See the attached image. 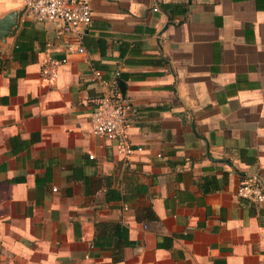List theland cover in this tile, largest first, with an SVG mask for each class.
I'll return each instance as SVG.
<instances>
[{"label":"crops","instance_id":"crops-1","mask_svg":"<svg viewBox=\"0 0 264 264\" xmlns=\"http://www.w3.org/2000/svg\"><path fill=\"white\" fill-rule=\"evenodd\" d=\"M85 1L56 40L0 0V264H264V200L235 196L264 193V0ZM105 93L138 113L126 160L90 132Z\"/></svg>","mask_w":264,"mask_h":264},{"label":"built area","instance_id":"built-area-1","mask_svg":"<svg viewBox=\"0 0 264 264\" xmlns=\"http://www.w3.org/2000/svg\"><path fill=\"white\" fill-rule=\"evenodd\" d=\"M32 19L50 22L54 27V38L61 40L69 33L80 36L90 27L91 13L85 0H20ZM155 11V9H153ZM66 45V43L64 42ZM49 46V44H47ZM68 53H83L82 47L71 49L66 45ZM66 58L56 59L46 57L39 68V76L52 82L58 77L59 68L64 65ZM117 75V74H115ZM100 81V72L93 70L89 81ZM137 110L124 96L114 93H105L94 101V106L89 114L90 132L102 136L114 144L115 154L126 160L135 152H140V147L132 146L127 136V129L137 121ZM157 157H160L157 155ZM91 159V156H88ZM239 199L253 203H261L264 193L259 187L241 183L235 190ZM122 210H126L122 206Z\"/></svg>","mask_w":264,"mask_h":264},{"label":"trees","instance_id":"trees-1","mask_svg":"<svg viewBox=\"0 0 264 264\" xmlns=\"http://www.w3.org/2000/svg\"><path fill=\"white\" fill-rule=\"evenodd\" d=\"M143 218L150 220V221H155V217L153 216L149 208L144 210ZM125 244L129 245V242L125 241Z\"/></svg>","mask_w":264,"mask_h":264},{"label":"water","instance_id":"water-1","mask_svg":"<svg viewBox=\"0 0 264 264\" xmlns=\"http://www.w3.org/2000/svg\"><path fill=\"white\" fill-rule=\"evenodd\" d=\"M24 8V7H23ZM25 9V8H24ZM9 18H10V16H7V17H5L4 19H3V21H2V23H8L9 21Z\"/></svg>","mask_w":264,"mask_h":264}]
</instances>
